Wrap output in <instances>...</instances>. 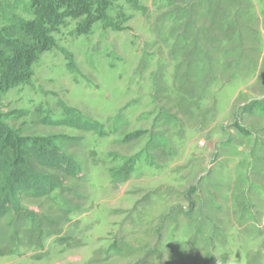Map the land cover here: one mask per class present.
<instances>
[{
    "label": "rangeland",
    "instance_id": "374dc122",
    "mask_svg": "<svg viewBox=\"0 0 264 264\" xmlns=\"http://www.w3.org/2000/svg\"><path fill=\"white\" fill-rule=\"evenodd\" d=\"M30 1L0 0V25L32 20ZM237 1L239 40L199 10L211 64L188 93L175 0H118L120 29L54 34L1 104L9 127L55 143L62 168L42 173L59 187L19 196L32 222L0 217V264H264V0Z\"/></svg>",
    "mask_w": 264,
    "mask_h": 264
},
{
    "label": "trees",
    "instance_id": "16d2710c",
    "mask_svg": "<svg viewBox=\"0 0 264 264\" xmlns=\"http://www.w3.org/2000/svg\"><path fill=\"white\" fill-rule=\"evenodd\" d=\"M116 1L118 0H31L32 20H26L15 13H5L8 23L0 25V217H5L14 210L17 217L32 222L27 216L32 217L33 213L28 214L23 210L18 203L19 196L32 194L34 197H41L59 187L53 177L42 173V169L59 171L62 168L59 162L63 161L57 158L60 156L57 154L59 150L52 139L24 137L19 130L9 127L2 112L3 96L30 83L34 77V65L45 53L59 49L54 34L65 26L68 19L78 20L79 35H88L98 22L108 28L120 29L111 15ZM126 1L133 3L136 9H141L137 0ZM177 2L179 5L173 10V15L177 13L181 22L178 43L179 51L183 53L180 68L185 74L182 76L181 89L188 93L192 87L188 79L191 75L189 72L207 61L211 64V50L205 44L207 42L202 33L204 30L198 27L199 10L207 5L211 14L216 7L212 23L220 31L229 23L227 29L232 28L231 31H234L228 36H235L239 40L236 32L241 9L237 0H175L174 3ZM203 41L205 43L202 44ZM50 150L54 152L47 158ZM65 159L72 161L67 157ZM74 207L68 208L69 211H74ZM155 254L157 252L153 251V255Z\"/></svg>",
    "mask_w": 264,
    "mask_h": 264
}]
</instances>
